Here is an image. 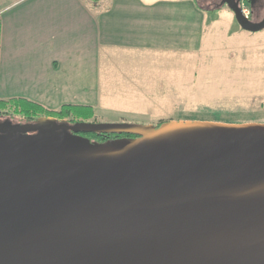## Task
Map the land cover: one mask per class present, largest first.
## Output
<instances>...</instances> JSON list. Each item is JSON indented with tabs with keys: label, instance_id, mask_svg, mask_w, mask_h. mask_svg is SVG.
<instances>
[{
	"label": "water",
	"instance_id": "1",
	"mask_svg": "<svg viewBox=\"0 0 264 264\" xmlns=\"http://www.w3.org/2000/svg\"><path fill=\"white\" fill-rule=\"evenodd\" d=\"M0 264H264V124L0 116Z\"/></svg>",
	"mask_w": 264,
	"mask_h": 264
},
{
	"label": "crops",
	"instance_id": "2",
	"mask_svg": "<svg viewBox=\"0 0 264 264\" xmlns=\"http://www.w3.org/2000/svg\"><path fill=\"white\" fill-rule=\"evenodd\" d=\"M211 10L197 0H0V99L86 104L96 115L118 74L133 87L137 59L201 49L219 20Z\"/></svg>",
	"mask_w": 264,
	"mask_h": 264
},
{
	"label": "rangeland",
	"instance_id": "3",
	"mask_svg": "<svg viewBox=\"0 0 264 264\" xmlns=\"http://www.w3.org/2000/svg\"><path fill=\"white\" fill-rule=\"evenodd\" d=\"M199 2L209 6L215 0ZM223 6L209 11L211 18L219 20L208 28L201 49L181 59L174 55H155L145 63L137 59L142 62L131 68L133 87L118 74V87L101 91L102 105L86 121L154 126L170 120L264 124V28L243 29L234 12Z\"/></svg>",
	"mask_w": 264,
	"mask_h": 264
},
{
	"label": "trees",
	"instance_id": "4",
	"mask_svg": "<svg viewBox=\"0 0 264 264\" xmlns=\"http://www.w3.org/2000/svg\"><path fill=\"white\" fill-rule=\"evenodd\" d=\"M199 6L206 9H215L219 7L220 0H215V2L209 6H205L197 0ZM250 0L247 1L249 5ZM255 20H261L263 18V12L259 16L253 17ZM3 114L12 115L10 118L14 120L15 115L21 116V121H34L40 116H50L55 117L57 120L61 121L67 118L69 122H76L79 120H90L95 116V109L92 105L86 104H63L58 109H50L44 105L30 100L24 97H12L9 99H0V116L4 117ZM163 122V121H162ZM160 122L158 125H160ZM157 125V126H158ZM85 136L89 137L91 140L98 142L104 141L109 138L121 137V136H133L127 133H99V132H89L84 133Z\"/></svg>",
	"mask_w": 264,
	"mask_h": 264
},
{
	"label": "flooded vegetation",
	"instance_id": "5",
	"mask_svg": "<svg viewBox=\"0 0 264 264\" xmlns=\"http://www.w3.org/2000/svg\"><path fill=\"white\" fill-rule=\"evenodd\" d=\"M263 12L264 17V0H257L253 6H250V14L252 17L259 16ZM15 122H23L21 120H14ZM84 135V133H81ZM85 136V135H84Z\"/></svg>",
	"mask_w": 264,
	"mask_h": 264
},
{
	"label": "built area",
	"instance_id": "6",
	"mask_svg": "<svg viewBox=\"0 0 264 264\" xmlns=\"http://www.w3.org/2000/svg\"><path fill=\"white\" fill-rule=\"evenodd\" d=\"M241 6H242V8H243V12H244L247 16H249V14H250V7H249V5L247 4L246 0H242V2H241Z\"/></svg>",
	"mask_w": 264,
	"mask_h": 264
}]
</instances>
